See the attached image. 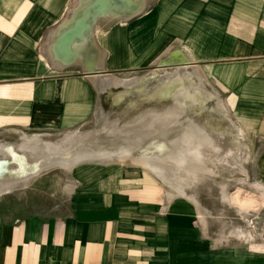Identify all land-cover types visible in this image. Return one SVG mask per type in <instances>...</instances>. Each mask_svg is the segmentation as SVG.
<instances>
[{"label": "crops", "instance_id": "1", "mask_svg": "<svg viewBox=\"0 0 264 264\" xmlns=\"http://www.w3.org/2000/svg\"><path fill=\"white\" fill-rule=\"evenodd\" d=\"M96 2L0 0V137L31 144L77 131L103 85L144 70L167 43L200 94L221 98L240 136L264 145V0H111L101 13ZM257 158L259 183L224 193L233 213L264 215V151ZM34 168L38 177L54 169ZM70 170L79 184L63 199L0 198V264H264V247L210 239L188 201L160 185Z\"/></svg>", "mask_w": 264, "mask_h": 264}, {"label": "rangeland", "instance_id": "2", "mask_svg": "<svg viewBox=\"0 0 264 264\" xmlns=\"http://www.w3.org/2000/svg\"><path fill=\"white\" fill-rule=\"evenodd\" d=\"M158 51L144 70L116 75L112 85H103L96 113L77 131L48 136L44 143L14 145L13 136L0 137V198L63 199L69 185L79 184L70 168L100 169L81 178L104 184L122 175L130 184L160 185L168 195L188 201L194 221L210 239L262 249L264 215L233 213L224 193L235 185L259 183L254 172L264 145H249L234 129L233 113L218 110L222 99L202 96L200 82L186 79L178 66L184 60L181 51L167 43H160ZM164 85L173 87L166 98L157 93ZM191 89L200 95L186 96ZM79 156L78 164H70ZM34 166L54 169L38 177Z\"/></svg>", "mask_w": 264, "mask_h": 264}, {"label": "bare ground", "instance_id": "3", "mask_svg": "<svg viewBox=\"0 0 264 264\" xmlns=\"http://www.w3.org/2000/svg\"><path fill=\"white\" fill-rule=\"evenodd\" d=\"M110 2H111V0H97V2H96V8H97V12L99 13H101V12H103V11H106V10H108V8L110 7ZM89 10V9H88ZM89 17H90V15H89V13H87V14H85V16L83 17V19L79 22L80 23V32L79 33H81V34H83L85 31H86V29H88V26L86 25V21L89 19ZM75 29V28H74ZM77 29V28H76ZM74 31V30H73ZM72 34V33H71ZM68 35H69V33H68ZM78 36V35H77ZM64 40H66V39H64ZM75 40V39H74ZM73 43V42H72ZM70 45H71V43H66L65 44V49L66 50H69V48H70ZM73 48V47H72ZM76 50V49H75ZM78 50V49H77ZM177 81V80H176ZM176 81H175V83H176ZM179 81V80H178ZM177 81V82H178ZM174 83V82H173ZM169 85V84H168ZM167 85V86H168ZM165 86V85H164ZM167 86H165L166 88L164 89V91H161V89H160V91L161 92H157V93H160V95H159V97L161 96V97H163V98H166L167 96L169 97V95H171V93H172V91H173V87H171V86H169V87H167ZM174 86V85H173ZM175 88V87H174ZM137 90V89H136ZM163 90V89H162ZM182 92V91H181ZM157 93H155V94H157ZM155 94L153 95V96H155ZM189 93L187 92V95H188ZM192 94V93H191ZM119 95H120V93H119ZM190 95V94H189ZM118 96V95H117ZM194 96V95H193ZM196 96V95H195ZM125 97V96H124ZM124 97H121V99H120V102H122L121 100H122V98L124 99ZM149 97H150V95H149ZM147 98V99H150L151 100V98ZM151 97H152V95H151ZM156 97V96H155ZM152 99H153V97H152ZM168 99V98H167ZM116 100V99H115ZM162 99L160 98V101H161ZM117 101V100H116ZM118 101H119V99H118ZM131 101H132V99H131ZM130 101V104L132 103H134V101H132L131 102ZM145 101V100H144ZM167 101V100H166ZM119 102V103H120ZM151 102V101H150ZM119 103H117V104H119ZM139 103V102H138ZM115 104H116V102H115ZM137 103H135V105H136ZM120 105V104H119ZM135 105H133V106H135ZM132 106V105H131ZM128 113V112H127ZM196 150V149H195ZM142 159H143V156H142ZM149 159V158H148ZM148 159H145V161L147 162V163H150V162H152V161H150L151 159H149V162H148ZM180 159V158H179ZM178 159V160H179ZM139 161L141 160V158L140 159H138ZM137 160V161H138ZM142 161H144V159L142 160ZM22 162V161H21ZM24 162V161H23ZM141 162V161H140ZM158 162V161H157ZM152 163H154V162H152ZM159 163V162H158Z\"/></svg>", "mask_w": 264, "mask_h": 264}]
</instances>
